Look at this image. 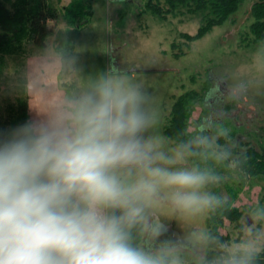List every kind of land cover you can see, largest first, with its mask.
Returning <instances> with one entry per match:
<instances>
[{"label": "clouds", "instance_id": "obj_1", "mask_svg": "<svg viewBox=\"0 0 264 264\" xmlns=\"http://www.w3.org/2000/svg\"><path fill=\"white\" fill-rule=\"evenodd\" d=\"M75 64L63 46L38 56L23 88L34 118L0 129V264H187L197 248L214 253L204 264H257L264 207L231 241L199 228L181 237L167 222L224 206L211 190L226 179L216 169L236 172L248 161L216 143L230 129L209 137L203 121L169 147L134 72L109 64L64 93L61 74Z\"/></svg>", "mask_w": 264, "mask_h": 264}, {"label": "rangeland", "instance_id": "obj_2", "mask_svg": "<svg viewBox=\"0 0 264 264\" xmlns=\"http://www.w3.org/2000/svg\"><path fill=\"white\" fill-rule=\"evenodd\" d=\"M46 1L53 7V17L46 20L50 32L44 45L30 40L22 52L5 54L0 60V129L20 125L16 122L17 97H25L26 73L34 60L46 52L55 54L63 46L76 58V64L61 74L59 87L64 93L82 87L96 71L116 64L134 72L152 94L161 117L155 130L158 134L163 135L175 99L194 92L195 96L187 98L188 133L194 135L207 121L209 137L216 136L219 127L230 129L229 137L221 136L222 143L216 138L219 145L242 152L246 143L254 148L264 144V51L258 50L261 40L253 41L249 27L254 20L251 5L256 0H240L224 22L191 41L181 35L196 32L201 23L196 12L182 9L162 19L145 9L143 0H89L90 11L76 27L64 15L73 0ZM237 104L239 111L230 115ZM33 118L27 102V121ZM175 144L168 138L169 147ZM216 170L226 179L211 190L241 211L235 222L223 218L217 230L228 235L226 241L237 240L246 225L255 224L250 213L264 207V169L253 174L225 167ZM209 215L188 223L167 222L184 237L192 229L207 231ZM205 251L192 249L186 254L187 264L200 263Z\"/></svg>", "mask_w": 264, "mask_h": 264}, {"label": "trees", "instance_id": "obj_3", "mask_svg": "<svg viewBox=\"0 0 264 264\" xmlns=\"http://www.w3.org/2000/svg\"><path fill=\"white\" fill-rule=\"evenodd\" d=\"M144 7L160 18H165L167 14H176L185 9L188 12L198 13L201 16V23L194 34L182 33V37L187 40H195L211 30L213 26L220 25L239 5L240 0H143ZM163 2V3H162ZM91 4L87 0L86 4L82 0H73L72 5L65 8L64 15L73 24H81L80 20L90 11ZM253 21L250 24V32L253 41H260L264 38V0H256L250 9ZM53 17V7L46 0H0V60L5 54H16L22 52L24 43L30 40L35 44L43 46L45 38L50 32L47 25V18ZM73 32V33H72ZM71 35H75L72 30ZM1 62V61H0ZM195 96L194 92L179 95L172 104L171 116L162 127L165 137L171 138L177 143L180 140L191 136L186 129L187 98ZM17 120L20 125L27 122V99L17 97ZM5 130V129H3ZM223 142L221 136L218 138ZM234 151V148L232 147ZM242 152L248 156L247 164L243 167L244 172L257 173L264 169V144L259 148L246 147ZM241 152H235L239 154ZM235 155V156H236ZM223 207L214 213H210L206 219L209 226L208 232L219 238L221 241L228 239L227 234H222L217 230L223 224V218L230 222L239 219L241 211L237 207H232L227 200ZM213 251L206 250L200 263L204 264L205 258L211 260ZM257 264H264V254H262Z\"/></svg>", "mask_w": 264, "mask_h": 264}, {"label": "flooded vegetation", "instance_id": "obj_4", "mask_svg": "<svg viewBox=\"0 0 264 264\" xmlns=\"http://www.w3.org/2000/svg\"><path fill=\"white\" fill-rule=\"evenodd\" d=\"M239 107H240V105L239 104H237V106L234 108V110H232V111H230V115H236V113L239 111ZM249 108H252V106H250ZM246 116H248V115H246ZM247 145H246V147H252V146H250L248 143H246ZM232 147H234V146H232ZM234 152H237L235 149H234ZM240 152V151H239Z\"/></svg>", "mask_w": 264, "mask_h": 264}, {"label": "water", "instance_id": "obj_5", "mask_svg": "<svg viewBox=\"0 0 264 264\" xmlns=\"http://www.w3.org/2000/svg\"><path fill=\"white\" fill-rule=\"evenodd\" d=\"M173 230V229H172ZM174 231V230H173ZM177 233V232H176Z\"/></svg>", "mask_w": 264, "mask_h": 264}]
</instances>
